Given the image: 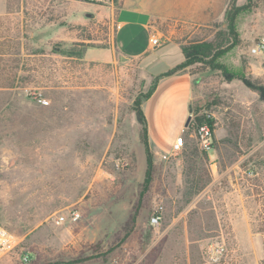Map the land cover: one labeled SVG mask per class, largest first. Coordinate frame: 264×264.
I'll return each instance as SVG.
<instances>
[{
    "label": "rangeland",
    "instance_id": "374dc122",
    "mask_svg": "<svg viewBox=\"0 0 264 264\" xmlns=\"http://www.w3.org/2000/svg\"><path fill=\"white\" fill-rule=\"evenodd\" d=\"M137 1L0 0V225L21 239L0 264H264V99L203 63L188 67L200 70L191 115H212L214 148L205 155L189 134L168 155L151 148L154 180L128 225L147 168L134 105L154 79L121 53L91 59L113 47L112 2L116 12ZM174 1L155 29L182 46L229 45L227 10L249 2L239 44L217 59L264 84V49L253 52L264 0ZM74 209L80 220L57 222Z\"/></svg>",
    "mask_w": 264,
    "mask_h": 264
},
{
    "label": "crops",
    "instance_id": "0c3cea01",
    "mask_svg": "<svg viewBox=\"0 0 264 264\" xmlns=\"http://www.w3.org/2000/svg\"><path fill=\"white\" fill-rule=\"evenodd\" d=\"M178 5L179 1L174 0H138L134 5L117 8L115 12L116 7L112 2L116 26L113 47L97 48L102 51L103 57L91 60L107 61L116 53H121L137 60L152 79L167 73L182 63L185 55L180 42L170 38L164 39L155 29L154 20L166 18L167 10ZM155 31L162 36V44L158 46L150 42V35ZM193 84L194 77L188 70L163 76L158 81L154 93L144 102L149 143L157 155L170 154L176 137L186 127L187 119L191 115ZM188 134L189 137H193L189 128L184 136Z\"/></svg>",
    "mask_w": 264,
    "mask_h": 264
},
{
    "label": "trees",
    "instance_id": "16d2710c",
    "mask_svg": "<svg viewBox=\"0 0 264 264\" xmlns=\"http://www.w3.org/2000/svg\"><path fill=\"white\" fill-rule=\"evenodd\" d=\"M250 7H251V4L248 2L243 6H237L235 3H232L230 7L228 8L227 13H226L227 26H226L225 32L223 33V37L226 39V42H225L226 44L230 43V40L233 39V41L229 45L226 46L224 43L216 44L214 41L213 42L210 41V42H198V43L196 42V43H191L190 45H187V46H182L183 52L185 55V60L182 63L178 64L176 67L170 69L167 73L155 77L154 82L151 85L150 89L147 91V93L144 94L143 97H139L136 99L134 110L136 112L137 120L141 125L140 134H141L142 142L144 143L146 154H147V168H146V175H145V179L143 183V188L139 196V200L135 203L134 211L128 221V225L130 226L131 230H133L132 228L134 227L137 221V218L140 215L141 209L146 204V202L144 201L145 199H147L148 193L151 189V185L154 180V171H155L154 156H153V152L151 150V146L149 143L148 121H147L145 112L143 110V104L154 93L157 83L160 80V78H162L163 76H169V75L178 73L181 70H188V72L191 75H193L195 73L200 72V70L194 73L191 70H189L188 67L195 63H203V64L210 66L212 69L220 70L228 81H232L234 78L241 79L248 87L257 91L260 94L261 98L264 99V84L255 82L242 73L232 71L226 64L219 63L217 59V58L224 56L226 52L230 50V48H233L234 46L239 44L240 38H239L238 30H237L236 20H237L238 14L242 10L248 9ZM64 54L66 53L64 52ZM66 55L82 56V53L81 52L76 53V51H69L68 54ZM195 113H196L195 117L192 120L191 124L189 125V129L193 131L195 130V128H197L198 125L204 122L210 123L212 127L214 128V125H213L214 119L211 116L208 117V113H199L198 110L195 111ZM184 147H187V141ZM201 152H203L205 155L208 154L206 151H201ZM191 154L192 153L190 154L188 153L186 154V156H189ZM188 164H189L188 166L189 172H187V175H186L187 181L191 183V185H194V182L196 179L193 180L192 178H188V177L190 176V172L195 170L194 168L195 166L191 159L189 160ZM197 180H198V184L200 183L198 185L200 187L201 183L203 184L202 176L200 175L197 178ZM31 257H33L32 254H31ZM73 262H80V261H73Z\"/></svg>",
    "mask_w": 264,
    "mask_h": 264
},
{
    "label": "built area",
    "instance_id": "2783aa9c",
    "mask_svg": "<svg viewBox=\"0 0 264 264\" xmlns=\"http://www.w3.org/2000/svg\"><path fill=\"white\" fill-rule=\"evenodd\" d=\"M90 2H100L103 0H88ZM150 42L154 46H158L162 44V36L158 34V32H152L150 35ZM264 49V44H257L256 47L253 48L254 53H261ZM212 116L210 113L208 117ZM189 128L185 127L184 130L176 137L174 142L173 150H181L186 143V139L184 136L185 131ZM193 137L196 138L200 148L203 151L210 152L214 148V128L208 122H204L193 130ZM81 212L77 209L71 210L67 215H60L56 218L57 222L63 223L68 220L75 222L80 220ZM160 214L155 213L151 217L152 224H157L160 221ZM21 244V239L15 233L7 229L6 227L0 225V260L5 256L15 251L18 246ZM210 251L219 252L222 254L224 251V247L213 248L210 247ZM22 259L24 262L28 263L32 260L31 253L29 251L22 253Z\"/></svg>",
    "mask_w": 264,
    "mask_h": 264
},
{
    "label": "water",
    "instance_id": "95a60500",
    "mask_svg": "<svg viewBox=\"0 0 264 264\" xmlns=\"http://www.w3.org/2000/svg\"><path fill=\"white\" fill-rule=\"evenodd\" d=\"M192 111V108L190 109ZM192 120V115H189L188 119H187V122H186V127L189 126L190 122Z\"/></svg>",
    "mask_w": 264,
    "mask_h": 264
}]
</instances>
